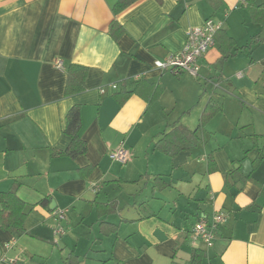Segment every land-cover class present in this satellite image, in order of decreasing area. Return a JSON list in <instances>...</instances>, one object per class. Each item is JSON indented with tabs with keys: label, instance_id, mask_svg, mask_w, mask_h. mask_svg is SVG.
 Returning <instances> with one entry per match:
<instances>
[{
	"label": "crops",
	"instance_id": "obj_1",
	"mask_svg": "<svg viewBox=\"0 0 264 264\" xmlns=\"http://www.w3.org/2000/svg\"><path fill=\"white\" fill-rule=\"evenodd\" d=\"M117 1L0 0V192L19 184L27 212L23 232L0 222V260L67 264L73 254L80 264H189L200 250L202 264H264V160L257 172L252 166L264 155V25L245 0H136L115 14ZM208 18L225 26L199 76L155 67ZM114 21L124 28L118 40ZM229 38L233 55L224 59ZM71 65L87 76L82 91L66 95ZM122 89L133 94L120 104ZM210 100L220 111L201 126L197 146L172 156L156 146L175 125L197 129ZM75 105L87 151L52 156L71 143L64 128ZM122 144L132 151L125 164L110 157ZM57 209H68L70 228L58 242ZM220 211L228 219L214 246L193 244L194 224Z\"/></svg>",
	"mask_w": 264,
	"mask_h": 264
},
{
	"label": "trees",
	"instance_id": "obj_2",
	"mask_svg": "<svg viewBox=\"0 0 264 264\" xmlns=\"http://www.w3.org/2000/svg\"><path fill=\"white\" fill-rule=\"evenodd\" d=\"M136 0H118L113 7L115 14L121 12ZM247 7L249 8L251 18L257 23L264 25V5L256 4V0H245ZM221 32V31H220ZM219 32V33H220ZM110 33L115 40H118L124 33L122 25L114 21L111 24ZM262 40L260 35L255 36L252 39L251 44L248 47H242V49L250 50L251 45ZM231 45L228 49L222 47V57L224 59L229 58L233 55L234 42L229 38ZM87 76V70L83 66L71 65L69 69V77L66 85V95H71L82 91L85 88V78ZM133 94V91H127L122 89L121 92L117 93V97L120 104H123L129 96ZM220 111L219 105L214 101L210 100L203 112L202 124L195 130H191L183 126H173L172 129L164 133L163 137L157 142V147L168 155L172 156L177 154L179 151L191 149L197 146L200 142L199 130L201 126L214 117ZM81 129V108L79 105L73 106L67 116L64 132L71 136L72 140L69 147L65 150H53L52 156H69L75 158L87 151V143L83 140L79 134ZM264 160V155L256 157L252 166L256 170ZM209 170L213 172L216 170V163L214 161L213 154L208 155ZM92 167H86L81 169V173H88ZM239 171V169L235 170ZM247 177L243 176L242 180L245 181ZM19 184H15L13 188L8 191L0 192V203L2 208L0 210V222L3 229L11 232H23L25 221L27 219V212L25 210L26 202L21 199L18 195ZM111 211H116L117 206L115 204H108ZM99 211L100 207L104 204H97ZM205 253L196 250L189 262V264H202V260ZM67 264H80V261L76 255L70 254L66 258Z\"/></svg>",
	"mask_w": 264,
	"mask_h": 264
},
{
	"label": "built area",
	"instance_id": "obj_3",
	"mask_svg": "<svg viewBox=\"0 0 264 264\" xmlns=\"http://www.w3.org/2000/svg\"><path fill=\"white\" fill-rule=\"evenodd\" d=\"M225 21L208 18L202 25L190 27L186 31V40L181 50L169 54L163 59L155 60V67L161 71H168L174 74L188 73L193 77L200 75L199 60L216 44L218 33L224 28ZM56 67L62 68L63 62L57 59ZM136 79H141V75H136ZM113 88H118V84H113ZM101 91H104L101 88ZM132 156V151L125 145H120L111 151L110 157L120 163H127ZM68 209H57L54 211L57 224L53 228L54 240L58 242L66 234L64 221L67 219ZM227 213L220 211L214 214L211 221L201 218L191 229V239L193 244L203 243L208 249L214 246L218 231L221 225L226 223ZM12 245L6 243L7 249ZM0 264H24L23 258L5 257L0 260Z\"/></svg>",
	"mask_w": 264,
	"mask_h": 264
},
{
	"label": "rangeland",
	"instance_id": "obj_4",
	"mask_svg": "<svg viewBox=\"0 0 264 264\" xmlns=\"http://www.w3.org/2000/svg\"><path fill=\"white\" fill-rule=\"evenodd\" d=\"M196 101H197V100H196ZM191 108H192V107H191ZM191 108H190V109H187V111L184 113L185 116H188V115H189V112H190ZM206 136H207V135H204V138H205V139H206ZM208 136H209V135H208ZM206 140H207V139H206ZM211 142H212V141H211ZM234 147H236V146H234ZM227 151H228V153H229L230 151H235V150L233 149V147H229V148H227ZM235 152L237 153V152H239V151L236 150ZM236 164H237V163H235L234 165L237 166ZM256 172H257V169H256ZM257 174L259 175L260 179H261L262 181H264V170L258 172ZM66 216L68 217V212L66 213ZM66 221H67V219H66L64 222H66ZM65 227H67L66 224H65ZM68 229H70V228L67 227V228H66V231H67ZM52 232H53V237H54V230H52ZM61 248H64V247H61ZM61 250H62V249H61ZM58 251H59V248H58ZM67 253H68V252H67Z\"/></svg>",
	"mask_w": 264,
	"mask_h": 264
}]
</instances>
